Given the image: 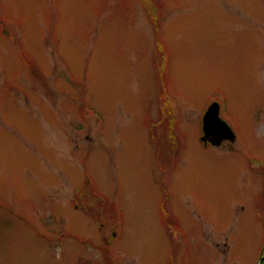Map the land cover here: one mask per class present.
<instances>
[{
    "label": "rangeland",
    "instance_id": "rangeland-1",
    "mask_svg": "<svg viewBox=\"0 0 264 264\" xmlns=\"http://www.w3.org/2000/svg\"><path fill=\"white\" fill-rule=\"evenodd\" d=\"M262 257L264 0H0V264Z\"/></svg>",
    "mask_w": 264,
    "mask_h": 264
},
{
    "label": "water",
    "instance_id": "water-1",
    "mask_svg": "<svg viewBox=\"0 0 264 264\" xmlns=\"http://www.w3.org/2000/svg\"><path fill=\"white\" fill-rule=\"evenodd\" d=\"M201 141L204 145L210 142L212 146H219L223 141H235L234 133L219 115V104L213 103L203 115ZM262 258H260V261Z\"/></svg>",
    "mask_w": 264,
    "mask_h": 264
},
{
    "label": "trees",
    "instance_id": "trees-1",
    "mask_svg": "<svg viewBox=\"0 0 264 264\" xmlns=\"http://www.w3.org/2000/svg\"><path fill=\"white\" fill-rule=\"evenodd\" d=\"M263 263H264V261H263Z\"/></svg>",
    "mask_w": 264,
    "mask_h": 264
}]
</instances>
